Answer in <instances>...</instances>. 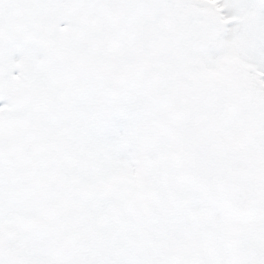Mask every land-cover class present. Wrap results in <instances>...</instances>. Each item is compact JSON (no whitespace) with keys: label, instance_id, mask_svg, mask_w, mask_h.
<instances>
[{"label":"snow or ice","instance_id":"obj_1","mask_svg":"<svg viewBox=\"0 0 264 264\" xmlns=\"http://www.w3.org/2000/svg\"><path fill=\"white\" fill-rule=\"evenodd\" d=\"M0 264H264V0H0Z\"/></svg>","mask_w":264,"mask_h":264}]
</instances>
